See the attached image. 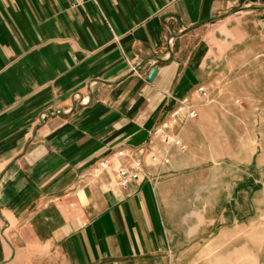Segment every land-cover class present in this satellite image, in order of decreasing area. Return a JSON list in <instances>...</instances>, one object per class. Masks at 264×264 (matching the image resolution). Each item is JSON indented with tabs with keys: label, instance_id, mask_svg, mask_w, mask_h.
I'll list each match as a JSON object with an SVG mask.
<instances>
[{
	"label": "crops",
	"instance_id": "0c3cea01",
	"mask_svg": "<svg viewBox=\"0 0 264 264\" xmlns=\"http://www.w3.org/2000/svg\"><path fill=\"white\" fill-rule=\"evenodd\" d=\"M244 1L0 0V264L172 263L161 193L187 154L154 164L145 148L166 123L188 146L198 123L180 103L196 110L214 43L264 10L173 36ZM135 161L120 188L115 168Z\"/></svg>",
	"mask_w": 264,
	"mask_h": 264
},
{
	"label": "rangeland",
	"instance_id": "374dc122",
	"mask_svg": "<svg viewBox=\"0 0 264 264\" xmlns=\"http://www.w3.org/2000/svg\"><path fill=\"white\" fill-rule=\"evenodd\" d=\"M250 1L237 7L264 5ZM247 16L236 37L206 50L207 94L195 90L190 98L203 112L188 146H174L187 154V167L163 179L161 202L175 239L171 264H264V28L253 23L264 13ZM212 26L204 25L203 37Z\"/></svg>",
	"mask_w": 264,
	"mask_h": 264
},
{
	"label": "built area",
	"instance_id": "2783aa9c",
	"mask_svg": "<svg viewBox=\"0 0 264 264\" xmlns=\"http://www.w3.org/2000/svg\"><path fill=\"white\" fill-rule=\"evenodd\" d=\"M76 4H81V0H75ZM198 92L206 96L207 92L204 87H199ZM182 109L188 110L187 115L190 118H197L198 113L196 110L189 107L186 101L180 103V107L177 109V112H180ZM172 125L170 123L163 124L161 128L157 129L154 132V137L149 141L148 145L145 148L147 155L154 164H166L169 162L167 156L168 149L171 146H176L178 148L184 149V146L181 144V141L177 138L171 136L167 133L171 129ZM156 141L160 142V146L156 145ZM118 156H122L123 152H117ZM101 169L109 168L110 164L107 160H101L99 163ZM142 171V165L140 162L135 161L132 168L126 166H117L114 170L117 184L120 188H126L131 182L139 179V174Z\"/></svg>",
	"mask_w": 264,
	"mask_h": 264
},
{
	"label": "water",
	"instance_id": "95a60500",
	"mask_svg": "<svg viewBox=\"0 0 264 264\" xmlns=\"http://www.w3.org/2000/svg\"><path fill=\"white\" fill-rule=\"evenodd\" d=\"M264 10V5H251V6H241L239 8H236L222 16H219L217 18H211V19H208L200 24H198L197 26L193 27V28H189L185 31H183L182 33L178 34V35H174L173 37H176V36H181V35H184L186 34L187 32H189L190 30L192 29H195L203 24H208V23H214V22H218V21H221V20H224L225 18L229 17V16H232V15H236V14H240V13H243V12H251V11H263ZM173 37L170 39V41L168 42V46H169V49L171 51V40L173 39ZM157 61H161L160 59H156ZM148 61H145V62H142V64H140L138 66V68H141L143 67ZM137 68V69H138Z\"/></svg>",
	"mask_w": 264,
	"mask_h": 264
}]
</instances>
